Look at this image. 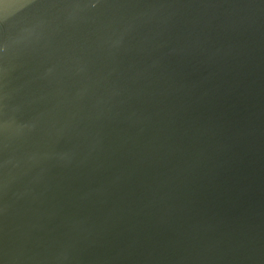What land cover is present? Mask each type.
<instances>
[{
    "label": "water",
    "instance_id": "obj_1",
    "mask_svg": "<svg viewBox=\"0 0 264 264\" xmlns=\"http://www.w3.org/2000/svg\"><path fill=\"white\" fill-rule=\"evenodd\" d=\"M0 264H264V0H0Z\"/></svg>",
    "mask_w": 264,
    "mask_h": 264
}]
</instances>
